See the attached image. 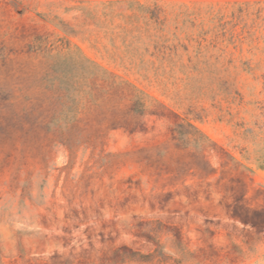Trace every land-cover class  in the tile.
<instances>
[{"label":"rangeland","instance_id":"1","mask_svg":"<svg viewBox=\"0 0 264 264\" xmlns=\"http://www.w3.org/2000/svg\"><path fill=\"white\" fill-rule=\"evenodd\" d=\"M0 264H264V0H0Z\"/></svg>","mask_w":264,"mask_h":264}]
</instances>
